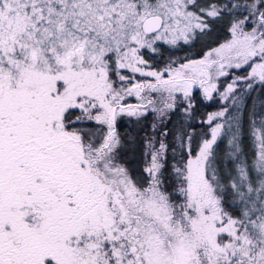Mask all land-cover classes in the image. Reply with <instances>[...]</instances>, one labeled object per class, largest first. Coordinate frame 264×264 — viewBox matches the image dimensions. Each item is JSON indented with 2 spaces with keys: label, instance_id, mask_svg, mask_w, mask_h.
Segmentation results:
<instances>
[{
  "label": "snow or ice",
  "instance_id": "obj_1",
  "mask_svg": "<svg viewBox=\"0 0 264 264\" xmlns=\"http://www.w3.org/2000/svg\"><path fill=\"white\" fill-rule=\"evenodd\" d=\"M0 264H264V0H0Z\"/></svg>",
  "mask_w": 264,
  "mask_h": 264
},
{
  "label": "trees",
  "instance_id": "obj_2",
  "mask_svg": "<svg viewBox=\"0 0 264 264\" xmlns=\"http://www.w3.org/2000/svg\"><path fill=\"white\" fill-rule=\"evenodd\" d=\"M226 35L224 28L221 27L217 32H214L212 37L210 38V40L208 41L209 44H211L212 42H214L217 39H222L224 36ZM197 99H196V105H195V113H196V127H197V131H199V123H200V119L209 112H212L214 110L217 109L219 103L216 101L215 102H210L207 103L205 101L202 100V98L199 96V93L196 94ZM261 96V94L259 92H253L251 97L248 99V108L252 109V102L253 99H257V103H256V109L259 110V102H258V98ZM175 118V117H174ZM123 130V129H122Z\"/></svg>",
  "mask_w": 264,
  "mask_h": 264
},
{
  "label": "rangeland",
  "instance_id": "obj_3",
  "mask_svg": "<svg viewBox=\"0 0 264 264\" xmlns=\"http://www.w3.org/2000/svg\"><path fill=\"white\" fill-rule=\"evenodd\" d=\"M205 102L210 103L209 101H205ZM212 102H215V101H212ZM217 102L219 103V101H216V103H217Z\"/></svg>",
  "mask_w": 264,
  "mask_h": 264
},
{
  "label": "flooded vegetation",
  "instance_id": "obj_4",
  "mask_svg": "<svg viewBox=\"0 0 264 264\" xmlns=\"http://www.w3.org/2000/svg\"><path fill=\"white\" fill-rule=\"evenodd\" d=\"M134 102V101H133Z\"/></svg>",
  "mask_w": 264,
  "mask_h": 264
}]
</instances>
